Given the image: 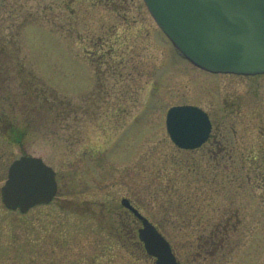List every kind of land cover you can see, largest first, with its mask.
Listing matches in <instances>:
<instances>
[{"label":"rangeland","instance_id":"rangeland-1","mask_svg":"<svg viewBox=\"0 0 264 264\" xmlns=\"http://www.w3.org/2000/svg\"><path fill=\"white\" fill-rule=\"evenodd\" d=\"M230 82L244 86L178 54L144 0H0V264H155L124 229V197L186 259L209 216L193 214V153L170 140L166 113L215 109ZM22 155L59 186L27 213L2 198ZM246 211L228 264H264V214Z\"/></svg>","mask_w":264,"mask_h":264},{"label":"water","instance_id":"water-1","mask_svg":"<svg viewBox=\"0 0 264 264\" xmlns=\"http://www.w3.org/2000/svg\"><path fill=\"white\" fill-rule=\"evenodd\" d=\"M159 27L178 51L194 64L214 72H264V0H144ZM167 129L180 148L194 149L207 137V116L193 106H175ZM55 171L42 159L22 156L9 169L2 189L8 209L28 212L56 196ZM142 222L139 239L156 264H180L170 243L157 228L123 199Z\"/></svg>","mask_w":264,"mask_h":264},{"label":"flooded vegetation","instance_id":"flooded-vegetation-1","mask_svg":"<svg viewBox=\"0 0 264 264\" xmlns=\"http://www.w3.org/2000/svg\"><path fill=\"white\" fill-rule=\"evenodd\" d=\"M230 76L244 78V86L235 87L230 82L218 89L221 103L215 109L195 105L207 113L209 133L195 149H179L193 153L195 161L198 179L194 183L193 214L199 221L209 216L194 228L198 236L188 250L194 260L187 252L182 259L173 248L180 264H197V260L202 264H228L239 244L240 236L236 238L235 233L243 226L240 216L256 206L264 214V89L258 84L248 85L249 79L264 74ZM123 210L124 229L135 235L139 221L131 211ZM262 219H258L259 225ZM149 258L155 263V258Z\"/></svg>","mask_w":264,"mask_h":264},{"label":"trees","instance_id":"trees-1","mask_svg":"<svg viewBox=\"0 0 264 264\" xmlns=\"http://www.w3.org/2000/svg\"><path fill=\"white\" fill-rule=\"evenodd\" d=\"M119 224L121 225V223H119ZM113 234L117 237V236H120V235L122 236L124 233H123V230H121V229H115ZM129 238H131V237H129ZM139 246L143 249V245L140 242H139Z\"/></svg>","mask_w":264,"mask_h":264}]
</instances>
